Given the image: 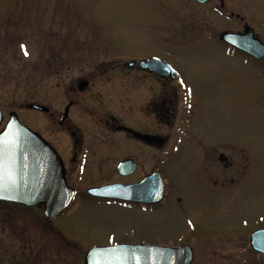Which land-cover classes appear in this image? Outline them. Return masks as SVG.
Instances as JSON below:
<instances>
[{
    "label": "flooded vegetation",
    "instance_id": "obj_1",
    "mask_svg": "<svg viewBox=\"0 0 264 264\" xmlns=\"http://www.w3.org/2000/svg\"><path fill=\"white\" fill-rule=\"evenodd\" d=\"M195 1L211 5L213 11L236 25L220 31L219 37L211 38L213 42L228 55L261 67L264 58L258 59L221 37L224 32L243 35L251 30L264 45V37L249 16L237 10L244 0ZM255 1L261 4V0ZM261 16L256 19L258 24L264 22ZM149 58L169 63L174 71L140 64ZM129 62L134 63L123 64L126 69L101 70L109 73L106 76L94 73L80 79L71 87L63 112L52 113V123L43 129L31 118L39 112L50 114L48 106L47 110H39L31 107L39 103L26 102L13 111L57 151L67 185L76 195L67 210L52 216L45 213L43 205L0 199V264H113V250L108 248L114 246H147L148 253L162 252L156 247L175 252V260L168 264H264V252L255 250L250 240L251 234L264 229V225L249 237L250 250L258 257L247 262L233 257V261L222 245H214L219 241L214 240L215 235L227 236L213 229V220L202 210L198 213V200L186 199L180 190L177 196H168L167 157L177 160L186 147L194 151L197 171L212 185H234L230 172L240 174L243 169L239 160L229 156V141L213 139L207 122L200 120L201 91L174 63L160 55ZM114 77L121 80L113 83ZM22 108L30 119L21 117ZM5 124L3 119L0 131ZM152 176L163 182L161 198H109L88 192L115 184L132 186ZM152 187L158 188L159 184ZM96 209H112L113 213L93 218L90 211ZM239 230L230 231L239 237L245 232ZM238 248L243 251L244 245ZM90 252L96 255L90 257Z\"/></svg>",
    "mask_w": 264,
    "mask_h": 264
},
{
    "label": "rangeland",
    "instance_id": "obj_2",
    "mask_svg": "<svg viewBox=\"0 0 264 264\" xmlns=\"http://www.w3.org/2000/svg\"><path fill=\"white\" fill-rule=\"evenodd\" d=\"M257 2L244 0L237 10L264 37V22L256 21L264 16V0ZM235 26L211 5L195 0H0L4 122L20 103H39L51 113L39 112L31 122L43 129L52 123V113L63 112L80 79L126 69L127 61L145 56L164 57L201 91L200 120L207 122L213 139L229 141V156L243 166L240 174H229L234 185H212L197 171L194 151L186 147L177 160L167 157L168 196L183 191L186 199L198 200V213L202 210L213 220V229L227 236L215 235L219 241L214 245H222L233 261H253L258 256L250 250V233L264 225V60L257 67L228 55L211 39ZM119 80L114 77L113 83ZM20 113L30 119L25 108ZM90 212L104 218L113 210ZM239 229L245 231L239 237L230 231Z\"/></svg>",
    "mask_w": 264,
    "mask_h": 264
},
{
    "label": "water",
    "instance_id": "obj_3",
    "mask_svg": "<svg viewBox=\"0 0 264 264\" xmlns=\"http://www.w3.org/2000/svg\"><path fill=\"white\" fill-rule=\"evenodd\" d=\"M206 3L209 0H197ZM222 40L253 55L264 58V45L252 35L224 32ZM134 62L125 63L132 65ZM150 64L153 69L174 71V68L158 58L142 60V66ZM32 108L47 110L45 106L32 104ZM4 114L0 108V126ZM0 139L5 141L2 160L3 178L0 180V199L21 202L26 205H43L49 216L64 212L72 204L76 191L66 182L64 164L51 144L39 133L23 124L15 112L8 116L5 126L0 131ZM15 140V143L11 141ZM159 187H152L158 185ZM148 186L149 190H148ZM91 195L109 198H161L163 182L155 177L146 178L140 184L125 186L115 184L88 190ZM251 246L264 252V229L256 230L250 237ZM148 253L147 246H114L113 264H168L175 260L177 254L164 252ZM96 253L90 252L88 256ZM189 262V260H187ZM188 264V263H187Z\"/></svg>",
    "mask_w": 264,
    "mask_h": 264
},
{
    "label": "snow or ice",
    "instance_id": "obj_4",
    "mask_svg": "<svg viewBox=\"0 0 264 264\" xmlns=\"http://www.w3.org/2000/svg\"><path fill=\"white\" fill-rule=\"evenodd\" d=\"M11 143L14 144L15 140L11 141ZM4 145H5V141L3 139H0V156H2ZM2 178H3V165H2V160H0V180H2Z\"/></svg>",
    "mask_w": 264,
    "mask_h": 264
}]
</instances>
